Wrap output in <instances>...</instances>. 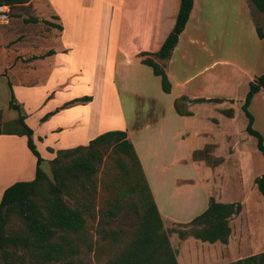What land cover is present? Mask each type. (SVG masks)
<instances>
[{
	"label": "rangeland",
	"instance_id": "374dc122",
	"mask_svg": "<svg viewBox=\"0 0 264 264\" xmlns=\"http://www.w3.org/2000/svg\"><path fill=\"white\" fill-rule=\"evenodd\" d=\"M196 2L197 5L200 3L201 8L194 12L180 33L177 45L174 46L176 48L173 52V63L162 65L165 72L167 73V70L169 72L167 76L171 83L170 91L164 92L159 76L152 72L150 66L136 58L127 71L126 81H122L118 75V94L127 129L131 139H135L141 154V147L145 144L142 141L143 137L148 138L147 134L150 133L147 124L153 123L163 111H170L169 114L177 117L180 124L184 117L187 119L186 140L192 151L189 158L181 161L186 164H182V168L180 166V171L178 169L170 171L169 177L171 180V176L177 174L175 182L179 187L180 205H184L186 197H182V193L187 190L196 193L199 199L202 193L207 192L214 197L217 195L219 198L242 203L241 211L229 219L231 232L226 243L208 242L192 235L180 237L177 229L184 227V223L190 219L184 218L189 215L182 214L180 217L165 210L161 213L163 227L168 233L179 263L222 264L235 262L238 258L264 250V195L255 183L256 177L264 172V157L257 147L256 136L245 129L247 116L245 110L241 108L249 81L264 71V11H260L253 0H196ZM41 13L43 14V11ZM96 13L92 11L90 16H95ZM31 15L33 14L29 6L18 4L9 14L11 19L8 22H0V63H7L10 58L12 60V55L10 57L5 55L11 53L4 49L5 46L10 47L15 55V67L0 72V128L13 127L14 120L15 128H20L16 122L17 110L9 106L10 90L7 80L17 85V79L22 77L39 78L38 85L29 91L18 87V98L15 97V101L22 106L20 113L28 116L27 121L33 126L31 127L40 133L42 128L37 121V114L54 104L60 94L55 93L52 100L43 103L45 88L51 85L50 82L54 83L58 79L56 76L55 79L49 80L50 69L45 67L47 64L45 61L40 64L44 67L40 66L35 69L36 71L23 73L19 70L25 65L23 54L25 57L29 56L32 53L31 44L34 42L38 44L36 38L45 35L44 30H47L42 22L28 20ZM256 26H259L263 36H259ZM47 42L49 41L40 44L45 45ZM151 57L155 59L156 56ZM84 62L77 60L82 66ZM158 62L161 63V60ZM80 78L83 80L80 79V83H77V89L90 91V84L87 86L84 80H90L91 75L88 76L84 72ZM198 81L204 84L198 87L195 84ZM110 86L106 82L103 92L101 124L103 128H114L118 124L111 116L109 119L105 111L108 98L114 96ZM198 91L206 96H218L222 101L217 106L212 105L215 102L198 103L192 109L196 102L191 99L195 96L187 94H197ZM175 98H179L195 113L191 116L178 115L173 109ZM227 109L232 110L231 115ZM248 109L253 113V127L262 134L264 142V88L254 93ZM195 129L199 131L198 135H193ZM50 140L53 142V139ZM24 141L23 134H16L14 138L0 135V185L13 178L21 179L19 174L22 173L23 166L29 157L34 159L32 154L26 152ZM51 165L48 159H44L40 164L41 170L45 173L42 184L46 188L54 178ZM114 168L110 157L103 153L92 178L96 184L94 196L83 198L80 190L78 191L80 184L76 180L71 181L72 195H64L65 201L72 205L75 197H80L90 204L84 216L85 232L92 242L90 247L81 245V251L75 255L80 257L81 264H104L119 248L120 244L101 238V226L106 229H119L121 234L127 236L137 223L138 213L135 201H132L135 197L128 195L122 198L126 199L124 206L113 219L101 225L98 222L101 215H106L105 209L108 207L106 200L111 196L104 185L113 180ZM190 203L195 205L199 200L191 198ZM22 226L20 217L16 213H11L6 227L19 230ZM19 253L23 255V264L34 262V258L24 250L20 249ZM66 261L65 258H61L53 260L52 264H67ZM74 261L73 264H79L77 259Z\"/></svg>",
	"mask_w": 264,
	"mask_h": 264
},
{
	"label": "crops",
	"instance_id": "0c3cea01",
	"mask_svg": "<svg viewBox=\"0 0 264 264\" xmlns=\"http://www.w3.org/2000/svg\"><path fill=\"white\" fill-rule=\"evenodd\" d=\"M12 4L14 6L18 4L29 6L33 14L29 17H35V19L30 20L29 17L28 19L32 22H42L47 27V30H44L45 35L36 38L38 44H36L37 42L31 44L32 53L30 52L31 54L29 53L30 55L26 57L23 54L25 65L19 70H22L23 73L36 71L35 69L40 66L44 67L40 64L45 61L47 63L45 67L50 69L48 73L49 80L58 77L54 83L50 82L51 85L45 88L42 97L44 103L52 100L55 93L60 94L54 104L37 114V121L42 128L40 133L33 129V126L27 121L28 116L21 113L24 116L25 123L30 127L32 126V138L42 157L49 160L55 156L57 149L87 144L91 138L105 130L124 129L127 137L134 144L160 214L164 213L165 210L180 217L182 214H188L189 216L184 219H189L201 212L207 206L211 194L204 192L199 199L196 193L187 190L182 193V197H186L187 200L185 198L184 205H180L178 203L179 187L175 182L177 174L172 175V179L169 180L170 171L174 169L180 171V166L182 168V164H186L181 161L189 158L192 151L186 140L188 135L187 119L184 117L180 124L177 117L169 114L170 111H163L162 115L153 123L147 124L150 133L147 134L148 138L143 137L142 141L145 144L141 147V154L135 139H131L127 129L126 118L118 94V75L121 76L122 81L125 80L133 59L138 58L142 62L141 59L145 56L154 55L153 53L161 46L164 38L174 25L180 0H28ZM200 8V3L197 5L196 0H193L192 8L185 23L186 26L194 12ZM41 11H43V14ZM92 11L97 13L91 17ZM10 19L11 16L6 17V20H0V22H8ZM45 41L49 42L45 45L40 44ZM54 42L55 45H53ZM12 48L14 49L13 45ZM175 48L173 47L168 58L155 57V60H161L164 64L170 65L173 63ZM4 49H7V52L11 51V53L5 55L8 57L12 55V60L10 58V62L0 63L1 73L3 70L7 71L15 67L13 50L8 46H5ZM48 50H51V52L48 53ZM142 52L148 53L141 54ZM77 60L85 61L84 66L79 65ZM84 72L88 76L91 75L90 80H84L87 86L90 84V91H79L76 87L77 83H80V79L83 80L80 75L82 76ZM167 73L169 74L168 70ZM17 80V85L7 80V84H10H8L9 90L12 89L14 97L17 98L18 87L29 91L35 88L40 81L39 78L29 79V77H22ZM106 82L111 85L110 91L114 93V96L108 98L105 107L109 119L111 116L118 123L114 128H103L101 126L103 123V92ZM184 82L186 83V80ZM195 84L200 87L204 83L198 81ZM83 95H90L91 98L84 101L71 100ZM187 95L205 96L206 98L218 97L206 96L200 91L197 94ZM220 99V101H195L196 103L193 104L192 109L194 105L204 102H215L212 105L217 106L222 101V98ZM192 109L189 108L195 113ZM176 113L182 115L177 111ZM193 113L182 116H191ZM198 133L197 129L193 131V135H198ZM16 134L18 133L0 131V135L10 136L11 138H14ZM50 139H53V142ZM23 144L26 152L32 154L35 159L34 161L29 157L26 165H22V173L19 175L21 180H27L35 175L36 156L26 144V135ZM187 165L190 164L187 163ZM13 181H15L14 178L7 182L5 180L6 183L0 185V192ZM191 198L199 200V203L191 205ZM214 198L220 201H233L219 198L217 195ZM178 264H181L179 260Z\"/></svg>",
	"mask_w": 264,
	"mask_h": 264
},
{
	"label": "trees",
	"instance_id": "16d2710c",
	"mask_svg": "<svg viewBox=\"0 0 264 264\" xmlns=\"http://www.w3.org/2000/svg\"><path fill=\"white\" fill-rule=\"evenodd\" d=\"M0 1L16 3L28 0ZM253 2L260 11H264V0H253ZM192 4L193 0H180L172 29L153 53L156 57L165 59L170 56L178 35L188 19ZM29 19L33 20L35 17ZM256 29L259 36H263L259 26H256ZM50 52L51 50H48V53ZM146 53L148 52L141 54ZM141 61L151 66L152 72L159 76L161 89L164 92L170 91L171 83L162 66L164 63L161 64L151 56H145ZM248 85L241 104L247 116L245 129L256 136L257 147L264 157L263 136L253 127V113L248 109L254 93L264 88V71L250 80ZM90 98V95H83L71 100L84 101ZM191 100L220 101L221 99L198 96ZM173 105L179 114L193 113L179 98L174 99ZM9 106L17 110L16 122L20 128L16 129L15 120H11L14 123L13 127L3 126L0 131L25 134L26 144L36 156V167L33 178L15 180L0 192V264H23L20 249L34 258L32 264H52L53 260L61 258H65L67 264H73L75 259L79 264L82 263L80 257L75 255L81 251V245L90 247L92 242L85 232L84 216L90 204L80 197H75L72 205L65 201L64 195H72L71 181L76 180L80 184L78 191L80 190L83 198L94 196L96 184L92 178L103 153L110 157L115 170L113 180L104 185L111 197L106 200L108 202L106 215L100 216L99 224L117 215L124 206L126 199L122 198L126 195L135 197L132 201H135L138 213L137 223L127 236L121 234L119 229L100 227L102 239L120 244L114 255L104 264H178L176 251L170 244L139 156L133 142L127 137L126 130L108 129L91 138L87 144L57 149L55 156L49 159L52 164L53 182L46 188L42 184L45 173L40 168L44 158L36 148L32 138V128L25 123L24 116L20 113L21 105L15 101L12 89ZM231 111L227 109L229 115ZM255 183L264 195V172L256 177ZM241 209L242 203L239 201H220L210 195L207 206L185 222L184 227L177 229V232L180 237L192 235L208 242L226 243L231 232L229 219ZM11 213H16L20 217L23 223L22 229L14 230L6 227ZM222 264H264V250L238 258L235 262Z\"/></svg>",
	"mask_w": 264,
	"mask_h": 264
},
{
	"label": "built area",
	"instance_id": "2783aa9c",
	"mask_svg": "<svg viewBox=\"0 0 264 264\" xmlns=\"http://www.w3.org/2000/svg\"><path fill=\"white\" fill-rule=\"evenodd\" d=\"M14 4L7 1H0V20H6V17L12 13Z\"/></svg>",
	"mask_w": 264,
	"mask_h": 264
}]
</instances>
